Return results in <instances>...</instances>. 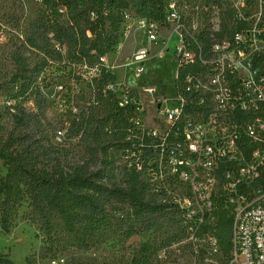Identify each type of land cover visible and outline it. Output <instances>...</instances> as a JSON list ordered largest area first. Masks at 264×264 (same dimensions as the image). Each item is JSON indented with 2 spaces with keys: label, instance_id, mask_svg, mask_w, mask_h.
<instances>
[{
  "label": "trees",
  "instance_id": "1",
  "mask_svg": "<svg viewBox=\"0 0 264 264\" xmlns=\"http://www.w3.org/2000/svg\"><path fill=\"white\" fill-rule=\"evenodd\" d=\"M37 1L42 13L29 23L25 45L13 54L15 72L0 81V161L5 168L0 176L1 231L10 232L24 202L33 213L30 222H38L47 234L60 228L78 247L87 246L101 231L112 229L130 237L166 220L181 221L180 212L145 178L165 161V152L161 154L160 146L140 125L136 100L127 99L121 106L113 96L108 87L114 84V76L101 66L131 17L165 25L168 0ZM198 3L203 7L202 34L206 35L202 41L208 43L211 33L222 37L233 32L229 13L218 0ZM217 10L220 29L214 31L210 20ZM30 49L41 58L34 65L25 55ZM96 64V73L83 69ZM52 67L60 73L47 72ZM86 73L90 76L87 94L80 95L66 131L78 140L83 153L69 157L64 143L53 140L55 127L46 116L43 90L63 77V88L73 80L78 83ZM215 216V224L205 233L216 238L217 252L226 264L231 219L220 205ZM0 264L16 263L0 255ZM26 264L34 263L28 257ZM131 264H153L147 244Z\"/></svg>",
  "mask_w": 264,
  "mask_h": 264
},
{
  "label": "built area",
  "instance_id": "2",
  "mask_svg": "<svg viewBox=\"0 0 264 264\" xmlns=\"http://www.w3.org/2000/svg\"><path fill=\"white\" fill-rule=\"evenodd\" d=\"M218 1L234 30L211 33L208 43L203 7L167 1L165 25L176 36L174 94L163 134L153 127L146 133L165 152V197L180 212L183 238L202 242V254L218 255L216 238L205 230L220 205L231 219L226 264H264V0ZM137 19L146 38L156 40L159 25ZM210 22L219 31L218 10ZM147 54L144 47L132 54L135 79ZM167 252L165 264H172Z\"/></svg>",
  "mask_w": 264,
  "mask_h": 264
},
{
  "label": "rangeland",
  "instance_id": "3",
  "mask_svg": "<svg viewBox=\"0 0 264 264\" xmlns=\"http://www.w3.org/2000/svg\"><path fill=\"white\" fill-rule=\"evenodd\" d=\"M191 3H195L192 5L195 6L198 0H192ZM186 10L194 12L195 8L188 6ZM41 13V4L37 0H0V81L15 72L13 54L19 46L25 45L29 23ZM137 20L136 17L130 18L111 57L109 54L104 56L101 66L114 76V84L108 88L121 102L120 105L126 104L127 99H135L139 104L135 114L142 128L148 131L150 129L147 126L161 124L160 134H163L165 104H169L166 101L174 94L175 64L172 49L176 36L171 34L172 28L166 24L159 26L156 40L150 41ZM170 37L173 39L169 41ZM139 47H144L148 54L139 64L143 67L141 77L135 79L130 70L134 68L131 57ZM25 55L29 57L31 65L41 60L35 49H30ZM98 68V64L83 67L92 74ZM49 71L60 73L55 67ZM88 73L78 83L73 80L63 88V77L43 90L47 101L46 116L55 127L53 140L58 144L64 143L69 157H79L83 153L78 140L70 138L66 131L69 120L81 102L80 95L87 94L85 84L90 78ZM156 167L153 173H146L145 178L165 195V188L168 189L165 183V161L158 162ZM4 173L5 168L0 161V176ZM171 187L169 185V190ZM32 216L31 208L24 202L10 232L3 233L0 229V255H6L16 264H26L28 257L34 264H131L132 258L144 244L150 248L153 264H165V249L168 251L167 260L172 264H225L219 254L200 253L202 242L195 244L184 239L179 218L166 220L157 228L130 237L112 229L101 231L88 241L87 246L78 247L71 245L70 235L60 228L50 234L45 233L39 228L38 222L29 221ZM176 236L180 238L173 239Z\"/></svg>",
  "mask_w": 264,
  "mask_h": 264
},
{
  "label": "crops",
  "instance_id": "4",
  "mask_svg": "<svg viewBox=\"0 0 264 264\" xmlns=\"http://www.w3.org/2000/svg\"><path fill=\"white\" fill-rule=\"evenodd\" d=\"M126 30H127V31H126V33H127V32H128V28H127ZM108 56L111 57V54H109ZM160 125H161V124H156V125H154V126H147V127H148V128H151V127L156 128V127H157V128H156L157 130H161Z\"/></svg>",
  "mask_w": 264,
  "mask_h": 264
}]
</instances>
